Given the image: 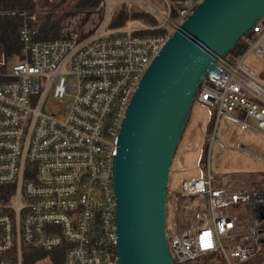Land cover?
I'll use <instances>...</instances> for the list:
<instances>
[{"label":"built area","instance_id":"built-area-1","mask_svg":"<svg viewBox=\"0 0 264 264\" xmlns=\"http://www.w3.org/2000/svg\"><path fill=\"white\" fill-rule=\"evenodd\" d=\"M163 1L166 10L148 0H106L93 31L54 40H35L26 22L21 52L2 54L0 264H24L27 249H63L64 264H120L114 159L122 123L152 61L203 0ZM123 5L155 22L113 28ZM251 52L264 59V18L213 64L196 101L264 134V78L247 63ZM51 87L60 101L72 96L65 116L43 110ZM250 185L209 166L172 193L182 213V228L167 229L177 264L217 255L225 264H264V189Z\"/></svg>","mask_w":264,"mask_h":264},{"label":"water","instance_id":"water-1","mask_svg":"<svg viewBox=\"0 0 264 264\" xmlns=\"http://www.w3.org/2000/svg\"><path fill=\"white\" fill-rule=\"evenodd\" d=\"M264 18V0H203L145 72L114 159L120 264H177L167 238L173 161L200 87Z\"/></svg>","mask_w":264,"mask_h":264},{"label":"rangeland","instance_id":"rangeland-1","mask_svg":"<svg viewBox=\"0 0 264 264\" xmlns=\"http://www.w3.org/2000/svg\"><path fill=\"white\" fill-rule=\"evenodd\" d=\"M37 4V14L31 17L34 31H37L46 21L48 11L64 1L59 8L61 11L72 7L77 0H35ZM154 7L166 10V4L163 0H148ZM84 14L71 16L63 23V31L61 36L71 34L83 35L93 31L101 19L100 14H95L91 19L83 23ZM60 36V37H61ZM241 45V41L237 46ZM2 46H0V61L2 62ZM247 63L251 65L264 78V59L251 52L248 55ZM6 67V66H4ZM4 67L0 66V72L4 71ZM73 80L69 79L68 84H72ZM46 83L42 82V88ZM72 100V96L68 95L64 101L56 99L53 95V88L46 98L43 110L52 112L59 117L67 114V104ZM242 118V116L240 115ZM213 135L216 141H213ZM245 147L244 151H240ZM210 166L215 175L240 176L244 178L254 179V184H260L264 187V134L252 130L232 118L223 116L218 119L217 108L195 102L191 118L186 127L184 136L178 148L177 154L173 161L169 190L171 194L186 180L203 178L207 174V168ZM257 179V180H256ZM254 190V186L250 185ZM176 206L173 203L172 196L167 200V229L173 225ZM237 210H235V213ZM182 217V213L180 215ZM241 217H249L240 213ZM43 251L39 253L43 255ZM263 255L256 257L255 261H260ZM24 264H55L52 255H43L37 260L31 261L27 254H24ZM211 264V263H210ZM212 264H225L221 255L214 256ZM244 264H253L247 262Z\"/></svg>","mask_w":264,"mask_h":264},{"label":"trees","instance_id":"trees-1","mask_svg":"<svg viewBox=\"0 0 264 264\" xmlns=\"http://www.w3.org/2000/svg\"><path fill=\"white\" fill-rule=\"evenodd\" d=\"M64 1L53 7L48 11L46 21L40 28L34 32L33 37L35 40H54L62 35L64 21L79 14H84L83 23L88 22L95 14H102L106 9V0H77L76 3L61 11L59 8ZM37 4L35 0H0V46H2L3 54L6 58L11 59L21 52L22 39L20 31L24 24L27 22L32 26V19L37 14ZM144 19L148 22H155L154 18L139 9H134L130 5H123L120 7L113 18L111 26L113 28L122 27L127 25L131 20ZM96 25L99 26L101 23ZM95 27V28H96ZM257 189L264 188L263 186H255ZM169 197L172 196L171 191L168 193ZM181 210L178 207L175 212L173 221L177 223V230H180L182 226L178 225L181 219ZM43 250H30L24 251L31 261L37 260L43 255H52L55 260V264H64V251L63 249H55L51 251H43V255H40ZM214 258L210 257L203 261L202 264H212Z\"/></svg>","mask_w":264,"mask_h":264},{"label":"crops","instance_id":"crops-1","mask_svg":"<svg viewBox=\"0 0 264 264\" xmlns=\"http://www.w3.org/2000/svg\"><path fill=\"white\" fill-rule=\"evenodd\" d=\"M242 148H244V150H245V147H242ZM244 150H241L240 149V151H244ZM244 178V177H243ZM245 179H247L249 182H250V184L251 185H253L254 186V188H255V186H257V184H254L255 183V181H254V179H251V178H245ZM257 180V179H256ZM259 186H262V185H260V184H258ZM257 189V188H256ZM262 189H264V188H262Z\"/></svg>","mask_w":264,"mask_h":264}]
</instances>
